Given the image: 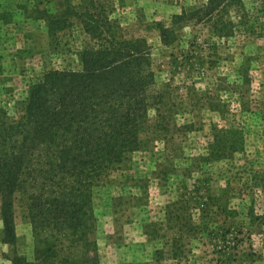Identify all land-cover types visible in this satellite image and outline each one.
I'll list each match as a JSON object with an SVG mask.
<instances>
[{"label":"rangeland","instance_id":"1","mask_svg":"<svg viewBox=\"0 0 264 264\" xmlns=\"http://www.w3.org/2000/svg\"><path fill=\"white\" fill-rule=\"evenodd\" d=\"M242 1L260 10L258 0ZM202 2L107 1L124 39L147 43L153 90L166 96L148 112L141 148L95 191L101 264H264V15L241 24L234 7L239 28L219 38L207 22L182 15ZM63 7V0H0V101L9 120L44 71L80 69L76 51L90 41L80 27L60 33L55 46L42 20ZM161 27L169 30L165 45ZM213 135L234 152L218 158ZM167 206L187 221H167ZM13 213L16 253L33 261L21 197ZM1 231L0 218V264H11Z\"/></svg>","mask_w":264,"mask_h":264},{"label":"trees","instance_id":"2","mask_svg":"<svg viewBox=\"0 0 264 264\" xmlns=\"http://www.w3.org/2000/svg\"><path fill=\"white\" fill-rule=\"evenodd\" d=\"M107 1L79 0L75 5L63 0L60 11L43 12L55 46L57 36L73 24L90 40L76 51L80 69L44 71L27 87L14 121L0 101L1 233L3 243L12 247L11 264H101L95 191L141 148L150 108L164 106L166 94L153 90L147 43L124 39ZM258 1L260 10L251 13L242 0H201L182 15L207 22L217 37L228 39L239 28L231 19L233 8L242 10L241 24L260 22L264 0ZM159 31L165 45L171 40L169 30ZM242 78L247 81L246 75ZM222 137L213 135L214 145L210 143L218 158L234 152ZM16 197L23 200L31 226L33 261L16 253ZM178 203H173L175 212ZM174 211L167 206V221H187Z\"/></svg>","mask_w":264,"mask_h":264}]
</instances>
